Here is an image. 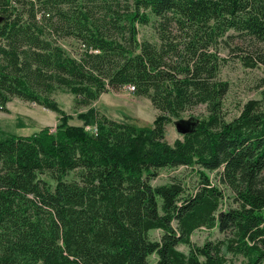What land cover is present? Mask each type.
I'll list each match as a JSON object with an SVG mask.
<instances>
[{
	"label": "trees",
	"instance_id": "trees-1",
	"mask_svg": "<svg viewBox=\"0 0 264 264\" xmlns=\"http://www.w3.org/2000/svg\"><path fill=\"white\" fill-rule=\"evenodd\" d=\"M151 14L159 43L137 38ZM65 36L78 56L56 44ZM228 38L264 72V0H0V109L18 96L59 113L52 129L0 128V264H149L152 253L157 264H264V87L225 119L216 49ZM121 87L159 110L152 124L93 105L75 124L50 96L66 89L87 106ZM200 104L193 129L164 138L171 116ZM178 165L199 175L192 192L180 177L150 184ZM200 227L224 236L193 243Z\"/></svg>",
	"mask_w": 264,
	"mask_h": 264
},
{
	"label": "rangeland",
	"instance_id": "rangeland-1",
	"mask_svg": "<svg viewBox=\"0 0 264 264\" xmlns=\"http://www.w3.org/2000/svg\"><path fill=\"white\" fill-rule=\"evenodd\" d=\"M158 22V18L155 15L150 16V20L147 24H137L139 40H151L159 43L158 40V28L155 26ZM175 31V29H173ZM226 38V37H225ZM224 38V39H225ZM236 41H232L229 38L220 43L216 50L220 57V68L218 71L219 76L222 80L228 81V91L223 96V108L225 119H231L233 116L238 115V109L241 105L250 97H259L260 91L264 84L261 85L262 77L264 72L262 68L258 66L253 68H245L238 57L233 55L231 46H235ZM64 53L72 55L73 57L78 56V53L83 50V45L79 43L76 38L71 36L61 37L56 41ZM56 100L57 105L71 117V122L82 123V119L76 117L80 111L87 110L90 105H93L98 110V115H106L111 119L123 121V123H136L139 124H152L154 117L158 113V109L150 102L145 95H136L132 90L126 87H121L117 90L102 92L99 97L91 100L89 105L75 104V97L73 93L66 89L56 88L51 91L50 94ZM205 104H200L188 108L180 112L179 116H171V121L165 123V135L170 143H172L177 137H181L175 125L176 120L191 116L200 117L201 114H205ZM58 112L55 110H49L44 106L36 105V102L25 101L24 99L14 96L4 103V108L0 109V128L1 130L13 132L14 134H25L31 133L35 130L40 129L45 125H49V128H53L58 122ZM90 129V127H88ZM214 181L215 175L211 171H207ZM76 176V170H71L67 173L65 178H71ZM199 175L194 170V167L188 168L186 165L166 166L160 167L154 172V175L149 178V182L152 186L154 184H165L170 181L171 178H182L185 187L188 192H192L196 187L195 185L199 182ZM48 180V179H47ZM51 181V180H48ZM52 183V181H51ZM53 184V183H52ZM161 231L159 229L151 230L148 234L150 238L158 239ZM193 243H204L206 239H218L224 236L217 229L209 228H198L190 235ZM178 249L187 250L184 244L177 247ZM156 255L153 253L149 256V264H157L155 262Z\"/></svg>",
	"mask_w": 264,
	"mask_h": 264
},
{
	"label": "water",
	"instance_id": "water-1",
	"mask_svg": "<svg viewBox=\"0 0 264 264\" xmlns=\"http://www.w3.org/2000/svg\"><path fill=\"white\" fill-rule=\"evenodd\" d=\"M195 122H197L196 117L191 116V117H188V119H185V118L178 119L173 124L175 125L176 129L183 134V133H185V132L187 133V132H189V130L193 129L195 126L194 125Z\"/></svg>",
	"mask_w": 264,
	"mask_h": 264
},
{
	"label": "built area",
	"instance_id": "built-area-1",
	"mask_svg": "<svg viewBox=\"0 0 264 264\" xmlns=\"http://www.w3.org/2000/svg\"><path fill=\"white\" fill-rule=\"evenodd\" d=\"M131 88V87H130Z\"/></svg>",
	"mask_w": 264,
	"mask_h": 264
}]
</instances>
